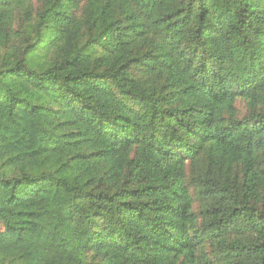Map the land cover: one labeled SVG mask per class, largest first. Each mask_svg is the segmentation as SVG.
<instances>
[{
  "label": "trees",
  "instance_id": "1",
  "mask_svg": "<svg viewBox=\"0 0 264 264\" xmlns=\"http://www.w3.org/2000/svg\"><path fill=\"white\" fill-rule=\"evenodd\" d=\"M0 264H264V0H0Z\"/></svg>",
  "mask_w": 264,
  "mask_h": 264
}]
</instances>
